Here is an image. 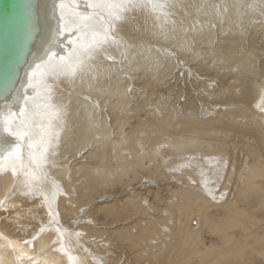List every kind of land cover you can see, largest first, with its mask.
<instances>
[{
	"label": "bare ground",
	"instance_id": "obj_1",
	"mask_svg": "<svg viewBox=\"0 0 264 264\" xmlns=\"http://www.w3.org/2000/svg\"><path fill=\"white\" fill-rule=\"evenodd\" d=\"M93 2L9 3L0 114L45 157L3 160L0 264H264V0H145L52 71Z\"/></svg>",
	"mask_w": 264,
	"mask_h": 264
},
{
	"label": "snow or ice",
	"instance_id": "obj_2",
	"mask_svg": "<svg viewBox=\"0 0 264 264\" xmlns=\"http://www.w3.org/2000/svg\"><path fill=\"white\" fill-rule=\"evenodd\" d=\"M89 7L93 9L90 13H77V19L72 21L75 25V40L70 39L69 43L74 45L72 50L65 55H59L52 52L48 56V61L50 62V68L52 71L57 69L63 70L67 69L68 74H74L76 67L83 63L81 59V53L86 52L90 55L91 50L99 49L102 47L108 39L115 40L114 35L115 21H119L122 18V13L124 11H130L133 8L148 7V3L145 0H95V2L90 3ZM164 7L163 4L151 3V8L156 11L159 8ZM166 15V14H165ZM61 26L59 30V35H63L68 32L72 35V31L64 23V17L61 16ZM55 58V62L51 63ZM41 65L37 64L36 68H40ZM30 77H35L36 72L28 73ZM48 115V122L51 123V119L59 116V110L53 111V106L50 103L44 105ZM23 108L20 110V115L23 114ZM15 115L11 109H8L7 113L0 114V126H2V131L6 132L8 135L16 138V143L10 147L6 153L0 154V170H2L3 160L5 158H12V163L10 169L13 175L17 174V164H19L20 169L25 168V156L22 151V145L26 146L28 149L27 156V166L30 171L24 172L27 177L35 172L36 169L41 168L39 161L43 160L45 157V152L41 151V146L45 143L44 140V129L40 126V133L36 139L35 145L28 142L27 132L24 134L12 131L9 127L12 117ZM35 148L36 151H32ZM215 199V196H213ZM58 215V213H57ZM36 237H33L35 239ZM25 243H28L27 241ZM33 264H38V262H33Z\"/></svg>",
	"mask_w": 264,
	"mask_h": 264
},
{
	"label": "water",
	"instance_id": "obj_3",
	"mask_svg": "<svg viewBox=\"0 0 264 264\" xmlns=\"http://www.w3.org/2000/svg\"><path fill=\"white\" fill-rule=\"evenodd\" d=\"M11 0H0V69L11 53L12 43L7 38L8 32H12L13 24L17 21V15L9 9Z\"/></svg>",
	"mask_w": 264,
	"mask_h": 264
},
{
	"label": "rangeland",
	"instance_id": "obj_4",
	"mask_svg": "<svg viewBox=\"0 0 264 264\" xmlns=\"http://www.w3.org/2000/svg\"><path fill=\"white\" fill-rule=\"evenodd\" d=\"M110 197V196H109ZM107 199H109V198H107ZM124 259V256H122V260Z\"/></svg>",
	"mask_w": 264,
	"mask_h": 264
}]
</instances>
